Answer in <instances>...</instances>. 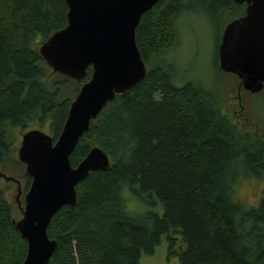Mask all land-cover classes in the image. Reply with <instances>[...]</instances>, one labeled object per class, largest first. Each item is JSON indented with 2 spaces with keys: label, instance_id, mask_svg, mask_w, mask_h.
Wrapping results in <instances>:
<instances>
[{
  "label": "trees",
  "instance_id": "1",
  "mask_svg": "<svg viewBox=\"0 0 264 264\" xmlns=\"http://www.w3.org/2000/svg\"><path fill=\"white\" fill-rule=\"evenodd\" d=\"M189 1L159 0L141 17L136 43L147 73L107 104L70 155L76 167L96 145L109 166L89 172L75 188L76 204L52 217L47 234L57 246L49 264H139L162 239L168 258L179 264H264V136L232 129L217 95L191 83L175 85L164 62L175 21ZM196 2L213 13L234 6L239 16L245 14V5L230 0ZM67 11L65 0H0L4 170L12 160L10 131L50 120L55 142L72 103L62 99L60 88L90 80V68L79 81L60 74L57 81L47 79L37 39L45 42L64 28ZM216 68L224 73L218 58ZM25 180L27 191L31 178L26 174ZM245 181L261 185L254 204L239 193ZM13 221L0 188V264H23L27 254Z\"/></svg>",
  "mask_w": 264,
  "mask_h": 264
},
{
  "label": "water",
  "instance_id": "2",
  "mask_svg": "<svg viewBox=\"0 0 264 264\" xmlns=\"http://www.w3.org/2000/svg\"><path fill=\"white\" fill-rule=\"evenodd\" d=\"M159 0H65L67 24L39 47L53 73L90 80L71 103L56 140L32 130L24 133L18 160L31 178L22 218L13 224L26 241L23 264H49L56 242L48 237L52 217L76 204L77 184L89 172L109 166L108 156L92 148L76 166L70 155L104 108L117 95L139 84L147 73L136 43L141 17ZM245 5V14L226 25L218 48V68L235 75L251 94L264 89V0H230ZM4 176V175H3Z\"/></svg>",
  "mask_w": 264,
  "mask_h": 264
},
{
  "label": "rangeland",
  "instance_id": "3",
  "mask_svg": "<svg viewBox=\"0 0 264 264\" xmlns=\"http://www.w3.org/2000/svg\"><path fill=\"white\" fill-rule=\"evenodd\" d=\"M239 15H241L239 10L234 6L228 8V11L213 13L196 0L185 3L184 10L175 21L174 43L172 48L165 50L164 62L172 68L175 85L191 83L210 94L217 95L221 100V115L227 119L232 129L246 131L250 137L264 136V89L258 94L248 93L240 87L239 80L220 73L216 68L224 28L231 21L241 17ZM42 43L37 39L38 46ZM56 74L48 67V81H57L59 78ZM85 83L69 81L60 88L62 99L64 97L73 102ZM51 129L50 120L37 119L25 130L16 127L9 133L13 139L12 160L7 162L5 170L3 167L0 168L6 172L1 173L0 188L5 191V198L12 206L16 221L22 218L24 197L28 191L25 190L26 167L18 160L22 135L28 131L38 130L53 138ZM89 147L92 149L96 145ZM15 162H19V165ZM260 190L261 185L255 181H245L239 193L247 204H254ZM128 207L130 210H136L135 203H130ZM139 264H179V260L176 257L168 258L167 243L162 239L153 254L142 256Z\"/></svg>",
  "mask_w": 264,
  "mask_h": 264
}]
</instances>
